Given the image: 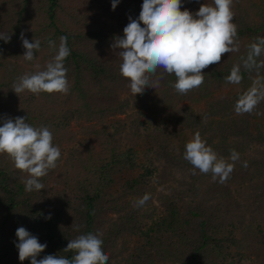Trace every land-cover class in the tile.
I'll list each match as a JSON object with an SVG mask.
<instances>
[{"label":"trees","instance_id":"obj_1","mask_svg":"<svg viewBox=\"0 0 264 264\" xmlns=\"http://www.w3.org/2000/svg\"><path fill=\"white\" fill-rule=\"evenodd\" d=\"M142 3L120 0L112 10L111 0H0V32L11 35L8 43L0 40V126L6 116L26 117L33 127H48L61 150L57 167L40 178L45 188L32 192L22 183L27 173L0 154V264H30L15 247L20 226L47 244L37 259H72L74 252L63 250L69 240L99 232L108 264H264V101L252 114L234 111L264 68L241 67L240 84L225 81L247 46L264 37V0H233L240 50L202 70L199 88L179 94L176 77L166 74L159 88L134 96L111 44ZM204 3L212 0H182L181 10L195 13ZM22 32L29 42L41 41L33 61L22 56ZM61 36L70 49L69 93L17 95L13 82L43 70L54 55L47 41L58 48ZM196 132L230 163V151L239 153L225 183L184 159ZM252 145L255 154L244 155ZM244 184L245 209L231 200L233 212L226 211L224 202ZM146 193L150 199L135 206Z\"/></svg>","mask_w":264,"mask_h":264},{"label":"clouds","instance_id":"obj_2","mask_svg":"<svg viewBox=\"0 0 264 264\" xmlns=\"http://www.w3.org/2000/svg\"><path fill=\"white\" fill-rule=\"evenodd\" d=\"M119 3L120 0H111L112 10ZM181 6L182 0H143L139 16L135 19L129 16L123 36L115 37L111 44L112 49L119 50L122 59L120 73L130 81L129 87L134 96L143 94L149 87L159 88L166 74L176 77L172 85L176 92L187 94L204 83L202 70L218 64L225 53L239 52L237 26L233 23V0H212V4H201L195 13L186 8L181 10ZM20 39L25 49L22 56L26 61H33L41 41L29 42L23 32ZM0 40L8 43L11 35L0 32ZM59 40L58 48L55 41H47L54 55L43 70L25 73L13 82L11 89L17 95L25 91L36 95L42 92L69 93L68 69L65 67V60L70 55L68 38L61 36ZM262 54L264 37H257L247 46L246 56L240 57L241 63L233 65L225 78L226 83H241V67L249 72H259L264 68V61L258 62ZM261 101H264V78L255 80L247 91L239 95L234 111L237 115L252 114ZM26 120L23 116L14 119L6 116L3 119L0 154L6 153L16 169L27 173V178L22 181L25 191H40L45 188L40 178L57 167L61 150L54 146L53 134L48 127H33ZM184 159L194 169L203 174L211 173L213 180L218 178L220 183H225L234 171L239 153L234 149L230 151V163L218 157L196 132L185 145ZM242 166L246 168L247 162ZM149 199L150 195L146 193L135 202V206H143ZM50 218L51 213L45 217ZM74 227L79 231V225ZM16 237L15 247L21 262L29 259L30 264H108L109 261V255L102 247V233L99 232L81 233L69 240L63 250L74 252L72 259L51 254L37 259L47 244L40 243L38 237L23 226L16 229Z\"/></svg>","mask_w":264,"mask_h":264},{"label":"rangeland","instance_id":"obj_3","mask_svg":"<svg viewBox=\"0 0 264 264\" xmlns=\"http://www.w3.org/2000/svg\"><path fill=\"white\" fill-rule=\"evenodd\" d=\"M225 92H227V90L225 91ZM219 94H222L221 92H218V95ZM220 96H222V95H220ZM122 117H124V115H122ZM177 129H180V130H182V129H185V131L187 132V130H189L188 128H185V127H183V126H177ZM176 129V130H177ZM189 134V137H192L193 135H192V133L190 132V133H188ZM255 145H252L250 148H248V147H246L245 149H244V152H243V154L244 155H248V154H255ZM55 178H57V175H56V177ZM210 181H213V179H209ZM209 181V182H210ZM242 186V187H241ZM204 189H206V185L204 186V188H203V190ZM239 192H241V193H237L235 196H236V198L235 197H231V198H228L225 202H224V204H225V208L224 209H226V211L227 210H229L230 212H233V209H232V206H234V203H233V201L235 202V204L237 205V207L240 209V210H244L245 208H244V206L246 205L245 204V202L247 201L246 200V194H247V187H246V184H244V185H240V189L238 190ZM231 200H233L232 202H231ZM248 202V201H247ZM240 210H239V212H238V215H240V214H242V211L240 212ZM244 217H245V219L246 220H248V219H250L251 218V215H249V213L248 212H245V214H244Z\"/></svg>","mask_w":264,"mask_h":264}]
</instances>
